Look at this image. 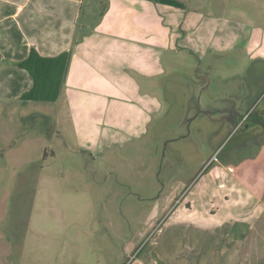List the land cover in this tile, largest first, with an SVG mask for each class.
Masks as SVG:
<instances>
[{"label": "rangeland", "instance_id": "1", "mask_svg": "<svg viewBox=\"0 0 264 264\" xmlns=\"http://www.w3.org/2000/svg\"><path fill=\"white\" fill-rule=\"evenodd\" d=\"M202 3L249 33L264 29V0ZM247 51L241 39L179 47L156 127L102 153L78 149L56 111L0 104V264H125L136 254L134 264H264V138L186 108L196 85L203 98L202 76L243 88L257 66Z\"/></svg>", "mask_w": 264, "mask_h": 264}, {"label": "crops", "instance_id": "2", "mask_svg": "<svg viewBox=\"0 0 264 264\" xmlns=\"http://www.w3.org/2000/svg\"><path fill=\"white\" fill-rule=\"evenodd\" d=\"M188 1L0 0V104L16 111L34 104L35 112L47 107L66 116L82 151L123 148L156 127L165 109L160 91L171 53L183 46L227 50L241 39L257 61L245 86L235 94L229 77H220L229 80L230 88L223 89L202 76L209 79L203 98L196 85L186 108L190 116L197 108L206 111L214 121L234 98L244 112L260 110L264 29L249 33L244 22L220 17L214 4ZM217 121L230 129L228 118Z\"/></svg>", "mask_w": 264, "mask_h": 264}, {"label": "flooded vegetation", "instance_id": "3", "mask_svg": "<svg viewBox=\"0 0 264 264\" xmlns=\"http://www.w3.org/2000/svg\"><path fill=\"white\" fill-rule=\"evenodd\" d=\"M235 102H237L235 98L231 100L229 110L222 116L229 119V123L233 130L237 129L236 131L241 130L242 132L249 133L252 141L259 142L260 139L264 138V111L256 112V110L253 109L244 112L242 108H240L241 105ZM197 110L195 112H198ZM221 112L222 111H217L219 115H221ZM223 117L220 116V118Z\"/></svg>", "mask_w": 264, "mask_h": 264}, {"label": "trees", "instance_id": "4", "mask_svg": "<svg viewBox=\"0 0 264 264\" xmlns=\"http://www.w3.org/2000/svg\"><path fill=\"white\" fill-rule=\"evenodd\" d=\"M128 264H131V263H128Z\"/></svg>", "mask_w": 264, "mask_h": 264}]
</instances>
